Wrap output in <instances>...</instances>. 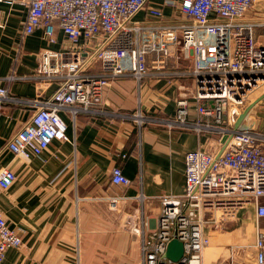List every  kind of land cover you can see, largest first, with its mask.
Instances as JSON below:
<instances>
[{"label": "built area", "instance_id": "2783aa9c", "mask_svg": "<svg viewBox=\"0 0 264 264\" xmlns=\"http://www.w3.org/2000/svg\"><path fill=\"white\" fill-rule=\"evenodd\" d=\"M26 5L21 41L41 31L54 44L58 31L71 46L36 55L34 79L54 87L48 97L13 98L0 84V115L5 105L31 110L5 149L28 162L52 141L68 140L60 113L73 119L81 113L109 116L101 96L113 81L132 79L138 88L150 79L179 82L174 116L157 120L137 111L126 117L138 128L158 123L196 135L198 149L183 157L182 195L162 197L151 224L139 193L108 198L106 206L117 211L121 202L136 204L128 232L138 241L140 264H234L207 252L210 231L237 220L251 205L253 264H264L258 225L264 221V0H28ZM17 175L0 169V197ZM108 180L113 187L132 186L118 166ZM172 240L183 245L178 263L165 258ZM21 245L0 215V264L8 248Z\"/></svg>", "mask_w": 264, "mask_h": 264}, {"label": "crops", "instance_id": "0c3cea01", "mask_svg": "<svg viewBox=\"0 0 264 264\" xmlns=\"http://www.w3.org/2000/svg\"><path fill=\"white\" fill-rule=\"evenodd\" d=\"M27 1L0 0V84L13 98L40 99L52 94L54 87L34 79L36 55L61 52L71 44L58 31L54 44L41 31L21 41ZM11 76L15 79L7 81ZM178 85L150 79L138 88L132 79L113 81L101 96L109 116L81 113L73 119L60 113L68 140L52 141L28 162L14 158L5 144L30 118L31 110L23 105L3 106L0 169L18 175L1 194L0 215L21 237L22 245L8 248L2 264H140L138 241L119 221L121 215L107 208L106 200L143 195V211L151 224L162 197L182 195L183 157L198 149L196 135L158 123L138 128L126 117L137 111L157 120L174 116ZM116 166L131 180L129 190L110 185V171ZM240 213L236 225L255 226L253 206ZM242 240L251 246L253 234L244 229Z\"/></svg>", "mask_w": 264, "mask_h": 264}, {"label": "rangeland", "instance_id": "374dc122", "mask_svg": "<svg viewBox=\"0 0 264 264\" xmlns=\"http://www.w3.org/2000/svg\"><path fill=\"white\" fill-rule=\"evenodd\" d=\"M118 207L119 208H117V211L115 212L121 215L119 221H121L123 227L129 231L128 223L131 220L129 214L130 212L134 213L136 204L126 202L119 204ZM126 214H128L127 217ZM238 218H241V213L238 214ZM235 223L236 220L233 219V221L224 223V228L210 231L212 236L207 252L214 255L216 258L219 255L224 256L225 259L228 260L231 258L234 264H252L254 253L252 248L253 244L251 246L246 245L242 240V235L244 234L245 229V232L253 234L254 240L255 226L241 228L240 225H236ZM258 225H260L261 230H264V221H258ZM250 236L252 237V235ZM214 241H216V243L213 244L212 242ZM215 257L212 259L218 261Z\"/></svg>", "mask_w": 264, "mask_h": 264}, {"label": "water", "instance_id": "95a60500", "mask_svg": "<svg viewBox=\"0 0 264 264\" xmlns=\"http://www.w3.org/2000/svg\"><path fill=\"white\" fill-rule=\"evenodd\" d=\"M245 117V115H241L235 126L238 125V123ZM183 255V245L177 242L176 240H172L168 243V247L166 249L165 258L167 260H171L174 263H178L180 261V258Z\"/></svg>", "mask_w": 264, "mask_h": 264}, {"label": "bare ground", "instance_id": "6f19581e", "mask_svg": "<svg viewBox=\"0 0 264 264\" xmlns=\"http://www.w3.org/2000/svg\"><path fill=\"white\" fill-rule=\"evenodd\" d=\"M206 213H207V211H206ZM206 216H207V217H209V215H208V214H206Z\"/></svg>", "mask_w": 264, "mask_h": 264}]
</instances>
